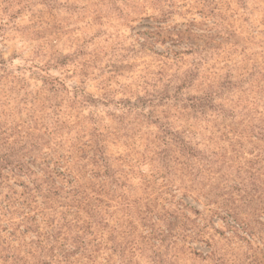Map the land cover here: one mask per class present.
<instances>
[{
  "label": "trees",
  "instance_id": "obj_1",
  "mask_svg": "<svg viewBox=\"0 0 264 264\" xmlns=\"http://www.w3.org/2000/svg\"><path fill=\"white\" fill-rule=\"evenodd\" d=\"M210 6L206 5L205 18L212 21L207 32H166L171 44L185 42L188 53L197 55L216 48L210 35L217 26L216 8ZM197 40L200 47L192 43ZM199 69L196 64L176 83L143 89L146 98L139 102H148L149 115L135 107L112 119L119 125L128 119L155 130L145 152L155 164L153 183L160 181L162 190L144 205L135 201V189L128 182L133 166L108 154V140L119 137L103 132L95 119L90 118L88 129L76 126L68 144L54 130L40 134L21 126L0 128V264H135V212L140 225L152 227V237H147L153 242V264L163 261L164 251L173 252L183 243L210 249L193 252L200 261L228 264L225 254L215 249L219 241L232 250L233 245H243L246 252L238 264H261L264 75L255 80L257 73H250L232 82L235 77L228 73L204 88L196 85ZM248 84H254L251 101L233 105L229 97L235 92L253 93L252 85L244 87ZM190 90L199 95L190 96ZM225 102L232 104L227 107ZM178 121L205 131L201 124L213 125L206 137ZM172 181L184 193L173 204L175 212L165 211L168 219L156 229L160 215L152 213L163 195L175 197L178 189H172Z\"/></svg>",
  "mask_w": 264,
  "mask_h": 264
},
{
  "label": "rangeland",
  "instance_id": "obj_2",
  "mask_svg": "<svg viewBox=\"0 0 264 264\" xmlns=\"http://www.w3.org/2000/svg\"><path fill=\"white\" fill-rule=\"evenodd\" d=\"M207 4L216 8L217 26L210 32L216 48L197 55L188 53L185 42L171 44L166 32L187 28L197 35L207 32L212 22L205 18ZM156 32L162 33L156 36ZM192 43L201 46L198 40ZM196 64L200 67L196 85L204 88L221 82L228 73L235 77L232 82L243 81L250 73H257L255 80L264 75V0H0V128L21 126L40 134L54 130L68 144L76 126L88 129L90 118L95 119L103 132L119 137L108 140V154L133 166L128 182L140 205L162 190L160 181L153 183L155 164L149 163L151 154L145 152L155 130L128 119L119 125L112 119L135 107L149 115L148 102H139L146 98L143 89L176 83ZM251 85L253 93L235 92L229 97L233 105L251 101L254 84L244 86ZM178 123L206 137L213 125L201 124L205 131ZM172 184L178 189L175 197L163 195L153 210L160 215L156 229L168 219L165 211L175 212L173 204L184 193L178 182ZM184 201L201 210L190 199ZM151 232L150 224H139L135 212V264H153ZM258 235L264 243V231ZM183 244L173 252L161 249L160 264H208L193 252L210 249ZM240 245L232 250L219 241L215 249L225 254L228 264H238L246 252Z\"/></svg>",
  "mask_w": 264,
  "mask_h": 264
}]
</instances>
